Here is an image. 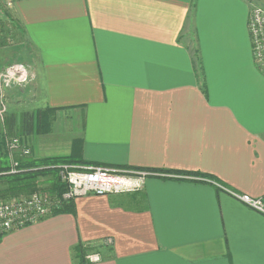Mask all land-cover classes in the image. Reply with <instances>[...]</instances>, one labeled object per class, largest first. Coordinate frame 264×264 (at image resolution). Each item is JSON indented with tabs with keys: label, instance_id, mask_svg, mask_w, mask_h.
<instances>
[{
	"label": "crops",
	"instance_id": "crops-1",
	"mask_svg": "<svg viewBox=\"0 0 264 264\" xmlns=\"http://www.w3.org/2000/svg\"><path fill=\"white\" fill-rule=\"evenodd\" d=\"M2 7L36 74L8 94L55 110L48 131L24 135L30 156L160 170L141 191L82 196L5 234L0 264H80V244L101 255L86 264H264L263 213L210 180L161 171L207 173L264 203V68L249 0ZM3 40L1 31L0 55ZM3 59L0 71L13 62Z\"/></svg>",
	"mask_w": 264,
	"mask_h": 264
},
{
	"label": "built area",
	"instance_id": "built-area-1",
	"mask_svg": "<svg viewBox=\"0 0 264 264\" xmlns=\"http://www.w3.org/2000/svg\"><path fill=\"white\" fill-rule=\"evenodd\" d=\"M249 4L248 28L252 55L255 63L264 68V0H249ZM35 79V72L25 63H14L0 71V118L2 120L7 112L8 90L25 87ZM6 142L11 157L10 172L16 173L19 171L17 156H30L31 149L26 140L18 136L12 137ZM59 171L61 182L65 186L61 194L52 197L45 193L35 192L26 197H13L5 202H0V237L13 230L40 222L51 216L64 203L82 196L141 191L146 185L147 178L158 174L150 169L80 164H61ZM166 176L177 177L178 175L169 174ZM210 181L219 189L228 192L264 214L262 199L230 190L218 181ZM86 258L89 262H97L101 260V255L96 252L88 253Z\"/></svg>",
	"mask_w": 264,
	"mask_h": 264
},
{
	"label": "trees",
	"instance_id": "trees-1",
	"mask_svg": "<svg viewBox=\"0 0 264 264\" xmlns=\"http://www.w3.org/2000/svg\"><path fill=\"white\" fill-rule=\"evenodd\" d=\"M10 18V17H9ZM55 110L51 108L38 109L35 114L31 112H26L23 116V134L27 135L34 131V124L37 121L38 132H46L54 118ZM15 125L14 118L12 117L8 123V128H12ZM6 140L4 136L0 137V151L2 156L0 158V184L5 183L6 187L0 189V195L5 197H10L18 194L20 191H25L30 193L37 190V184L40 179L50 180L51 190L57 191L61 194L65 189L64 183H61V178L59 174V166L61 164H85V163H75L74 157H46L41 159H34L32 156L20 157L19 158V171L16 173H11V165L8 160L6 153L7 146L5 145ZM73 158V159H72ZM81 162V161H77ZM153 171H158L160 169H150ZM166 173H177L180 175H187L192 177H202L207 180H217L213 175L207 173H200L197 171H179V170H162ZM41 180V181H42ZM73 202L69 201L64 203L60 208L54 211V214L69 211ZM94 248L88 244H80L76 247L75 258L78 259L80 264H86V255Z\"/></svg>",
	"mask_w": 264,
	"mask_h": 264
},
{
	"label": "rangeland",
	"instance_id": "rangeland-1",
	"mask_svg": "<svg viewBox=\"0 0 264 264\" xmlns=\"http://www.w3.org/2000/svg\"><path fill=\"white\" fill-rule=\"evenodd\" d=\"M11 2H12V0H0V10L3 13V15L0 16V33L2 31L4 33V37H5V41L3 40L5 42V53L3 55H0V59L4 58L3 60H6L7 58H9V59L13 60V62H11V64H9V65H12L14 63H24L23 60H26V58L23 55L22 48H21V47H23L21 44V42H23L22 36H21V34H19V37L16 38L15 24L13 23L14 19L11 18V16H9V14L7 15V13H9V12L7 10L3 9L4 6L2 7V5L4 3L6 5V7L8 8L9 5L11 4ZM8 66H6V67H8ZM28 86L29 85H27L25 87H28ZM25 87H16V88L20 89V88H25ZM16 88H14V89L16 90ZM30 95H31V93H29V95L24 96V98H26V99L22 105L20 104L21 102L16 101L15 96L14 97L12 96V91L9 92V94L7 95V100H6L7 112L5 114L4 120L0 119V125H3V127H4V128H2V126H0V137H1L2 133L5 132V134L2 135V136H4V140H8V139L15 137V136H18V137L23 138L24 140L25 139L27 140V138L23 134V127H22L23 116L26 112H31L32 114H35V112H36V105L34 103V98H31ZM13 99H15V100H13ZM0 107H1V102H0ZM12 117L14 118L15 125L9 129L7 126V123ZM37 125H38V123H37V121H35L33 132H38V131H36V130H38ZM16 126H17V128H16ZM49 128H50V126H49ZM42 133H44V132H39V134H42ZM41 137H43V136H41ZM26 142L30 147V142L29 143H28V141H26ZM6 143L7 142H5V145H6ZM30 149L32 151L31 147H30ZM6 151L8 152L7 148H6ZM6 155L8 157L9 162H10V165H11V157H10L9 152ZM1 156H2V152L0 151V158H1ZM20 157L21 156L18 155L17 159H19ZM41 180L42 179H40L38 184H37V188H38L37 190H34L30 193H27L25 191H20V192H18V194H15V195L10 196V197H5V196L0 195V202H5V201H7L13 197H26V196L31 195L32 193H35V192L45 193V194H48L52 197H54L58 194L57 191L51 190L49 178L47 180H45L44 182H43V180L42 181ZM5 187H6L5 183L0 184V189L5 188Z\"/></svg>",
	"mask_w": 264,
	"mask_h": 264
}]
</instances>
